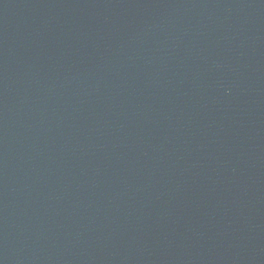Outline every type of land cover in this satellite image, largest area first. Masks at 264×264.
I'll list each match as a JSON object with an SVG mask.
<instances>
[{"label": "water", "instance_id": "95a60500", "mask_svg": "<svg viewBox=\"0 0 264 264\" xmlns=\"http://www.w3.org/2000/svg\"><path fill=\"white\" fill-rule=\"evenodd\" d=\"M0 264H264V0H0Z\"/></svg>", "mask_w": 264, "mask_h": 264}]
</instances>
